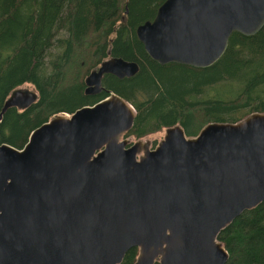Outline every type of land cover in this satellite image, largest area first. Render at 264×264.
I'll return each mask as SVG.
<instances>
[{"label":"water","instance_id":"water-1","mask_svg":"<svg viewBox=\"0 0 264 264\" xmlns=\"http://www.w3.org/2000/svg\"><path fill=\"white\" fill-rule=\"evenodd\" d=\"M263 28L264 0H165L135 34L158 65L207 69L233 33ZM138 72L106 59L84 79L86 96L105 99L52 116L22 149L0 141V264H121L134 248V264L227 263L219 233L264 203V113L195 137L174 125L152 149L124 138L136 112L102 84ZM36 100L12 91L0 124Z\"/></svg>","mask_w":264,"mask_h":264},{"label":"trees","instance_id":"trees-1","mask_svg":"<svg viewBox=\"0 0 264 264\" xmlns=\"http://www.w3.org/2000/svg\"><path fill=\"white\" fill-rule=\"evenodd\" d=\"M165 0H0V109L8 95L32 86L36 102L9 109L0 141L22 149L33 130L60 113L72 114L108 94H84V78L109 58L139 65L132 78L105 75L103 87L135 110L124 138L140 140L174 125L195 137L207 124L236 123L264 113V28L233 33L223 56L207 69L158 65L136 37ZM221 91V92H220ZM217 240L226 264H264V203L244 212ZM131 249L121 264H134Z\"/></svg>","mask_w":264,"mask_h":264},{"label":"rangeland","instance_id":"rangeland-1","mask_svg":"<svg viewBox=\"0 0 264 264\" xmlns=\"http://www.w3.org/2000/svg\"><path fill=\"white\" fill-rule=\"evenodd\" d=\"M97 68V67H96ZM93 69H95V68H93ZM92 69V70H93ZM91 70V71H92ZM90 71V72H91ZM87 77V76H86ZM85 77V78H86ZM84 78V79H85ZM23 88H26V89H30V90H34V88L32 87V86H23ZM221 92V91H220ZM165 130L166 129H163V130H161V131H159V132H157V133H154V134H152V135H149V136H147V137H145V138H142V139H140L141 141H143V142H145V141H148L149 143H150V145H151V147L153 148V147H155L157 144H158V142L159 141H161L162 139H163V137H164V135H165ZM132 142H134V141H137V140H135L134 138H129Z\"/></svg>","mask_w":264,"mask_h":264},{"label":"flooded vegetation","instance_id":"flooded-vegetation-1","mask_svg":"<svg viewBox=\"0 0 264 264\" xmlns=\"http://www.w3.org/2000/svg\"><path fill=\"white\" fill-rule=\"evenodd\" d=\"M171 127H172V126H171ZM151 148H152V147H151ZM153 148H154V147H153ZM153 148H152V149H153Z\"/></svg>","mask_w":264,"mask_h":264}]
</instances>
